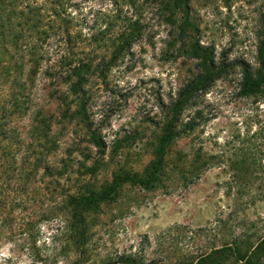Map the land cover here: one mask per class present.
Returning a JSON list of instances; mask_svg holds the SVG:
<instances>
[{"label":"rangeland","instance_id":"1","mask_svg":"<svg viewBox=\"0 0 264 264\" xmlns=\"http://www.w3.org/2000/svg\"><path fill=\"white\" fill-rule=\"evenodd\" d=\"M0 2L17 32L0 106L26 94L0 134V264H264V86L237 96L244 64L264 74V0ZM200 46L220 74L178 115L156 186L123 182L75 217L72 196L156 157ZM80 62L75 95L64 69Z\"/></svg>","mask_w":264,"mask_h":264},{"label":"trees","instance_id":"2","mask_svg":"<svg viewBox=\"0 0 264 264\" xmlns=\"http://www.w3.org/2000/svg\"><path fill=\"white\" fill-rule=\"evenodd\" d=\"M5 6H8L7 3L0 2V44L2 47L7 45V42H11L12 37H16V31L11 26V22L9 19H6L5 12H9V9H5ZM36 21H38V17H35ZM35 25H32L34 27ZM208 46H200L199 50L202 51L203 55L199 53L198 49L193 48L192 50V57L200 58L201 61L197 63L198 72L197 74L190 79L186 85L180 90L178 99L172 104L171 106V114L172 118L166 124L162 135L159 138V148L156 152V157L150 161L148 166L144 169V172L141 175L131 174L127 172L120 173L115 175V179L112 182V185L99 193L90 192L88 194H82L77 196H72L69 199V205L71 210L73 211V215L78 218H83V214L85 211L90 210L91 208L95 207L100 202H106L112 200L116 194L115 188H117L121 183L129 181L131 184H137L142 187H154L158 181V174L159 170L163 166V159L165 155L166 148L168 144L179 137L182 136L183 130L177 129L176 120L178 115L188 103L191 97L198 95L200 91H204L210 85V82L214 79L219 77L220 71H213V73L209 74L208 71L211 68L215 70L216 66L214 63L213 58L211 59L210 54L212 53ZM30 54L33 57H37L38 51L37 47H31ZM182 53H186V51H182ZM15 58V56H13ZM12 57V58H13ZM82 63L79 64L74 63V65H70L69 63L65 64L64 71L67 72L65 75V80L69 82V91L75 95L79 93H83V84L85 82L84 76L79 75V72L82 68L80 66ZM226 66L230 67L232 64ZM223 72V71H221ZM213 74V75H212ZM72 77H76V80L72 79ZM71 79V80H70ZM13 82V81H12ZM264 86V74L262 72H253L248 66L244 64L243 66V77L239 83V90L237 92V96H246L249 94H255L262 90ZM7 102L4 100L0 106V134L3 135V138H7L10 134L7 125L11 122V114L20 111L22 100L26 98L25 94V87L19 85L16 88H11V93L8 94ZM12 108L8 110L6 107ZM196 115H201L200 111L195 112ZM43 123V120L41 121ZM199 123L192 117L186 125H184V129L192 130L197 126ZM7 134V135H6ZM10 137V136H9ZM91 140L94 144H99V140L95 136L94 133L91 134ZM102 142V141H101ZM119 184V185H118ZM84 220V219H82ZM120 262H126V259H120Z\"/></svg>","mask_w":264,"mask_h":264}]
</instances>
